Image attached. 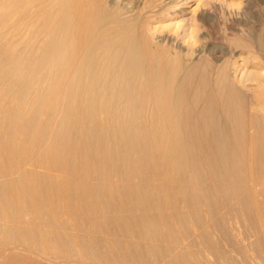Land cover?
I'll list each match as a JSON object with an SVG mask.
<instances>
[{"label":"bare ground","instance_id":"obj_1","mask_svg":"<svg viewBox=\"0 0 264 264\" xmlns=\"http://www.w3.org/2000/svg\"><path fill=\"white\" fill-rule=\"evenodd\" d=\"M153 4L0 0V264H254L264 31L218 57Z\"/></svg>","mask_w":264,"mask_h":264},{"label":"rangeland","instance_id":"obj_2","mask_svg":"<svg viewBox=\"0 0 264 264\" xmlns=\"http://www.w3.org/2000/svg\"><path fill=\"white\" fill-rule=\"evenodd\" d=\"M111 1H115L116 5L122 8L124 11L127 9L147 10L148 8L152 7V2L154 4L160 3V0ZM177 1L179 2V4L186 3L184 4L185 7L188 5V12L183 13V15H179L177 19H175V22L177 24L180 23V25L182 26L188 25L191 30L190 33L186 36L185 41H183L185 42V47L188 46L187 49H198L201 43L207 40L216 43L215 51L218 57L225 56L224 58H227L231 55L230 52L232 51V48L236 50L239 49L235 46V44V47H233L231 38H234L235 36H248L249 34H258L261 31H264V0H187L186 2L184 0ZM195 7L197 10L196 14L202 17H200V20H197V15L192 11L193 9H195ZM225 51L227 52L226 55H224ZM223 59H221V61ZM246 68L251 69L252 66L249 65L246 66ZM241 222L239 221V223L237 224V231L235 232L236 236H239L238 239L241 238L242 240L247 241V248L249 247L248 255L249 257L250 255L252 258L254 257L253 259L250 257L254 264H257V262L258 264H264V243L262 242V247L259 248V245L261 246V241H258L257 229L255 228L257 227V225H255L253 221L251 222L252 225L249 221ZM253 228H255V230L252 232ZM248 236L250 237L246 240L245 238ZM253 239L255 242L258 241L255 243L257 244L258 248L255 244L253 245ZM239 259L240 258H237L238 261H240ZM239 264L242 263L239 262Z\"/></svg>","mask_w":264,"mask_h":264}]
</instances>
